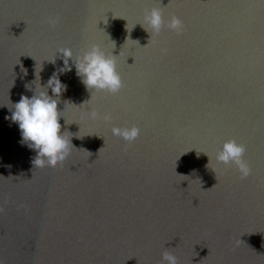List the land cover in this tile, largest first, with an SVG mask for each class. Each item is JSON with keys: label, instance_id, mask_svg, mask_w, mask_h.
Returning <instances> with one entry per match:
<instances>
[{"label": "water", "instance_id": "1", "mask_svg": "<svg viewBox=\"0 0 264 264\" xmlns=\"http://www.w3.org/2000/svg\"><path fill=\"white\" fill-rule=\"evenodd\" d=\"M92 45L117 56L115 95L77 75ZM53 76L74 147L40 167L6 117ZM133 125V142L112 134ZM232 139L244 179L216 159ZM0 209V264H161L165 250L178 264H264V0H0Z\"/></svg>", "mask_w": 264, "mask_h": 264}, {"label": "clouds", "instance_id": "2", "mask_svg": "<svg viewBox=\"0 0 264 264\" xmlns=\"http://www.w3.org/2000/svg\"><path fill=\"white\" fill-rule=\"evenodd\" d=\"M144 21L148 28L159 33L164 26L161 9L157 7H152L150 10L145 9ZM58 22V18H49L50 24ZM168 27L179 35L183 29V21L179 17L173 16L168 21ZM148 28L145 29L148 31ZM163 51L166 54L167 50L164 49ZM59 52L63 54L65 69L70 71L69 60L73 59L72 50L61 48ZM115 57L117 56L103 51L100 46L92 45L82 56L75 59L77 75L82 78V82L88 89L107 91L115 95L124 86L122 77L117 70ZM65 69H61V71ZM22 70L27 74L26 69L22 68ZM37 80H39V73L36 72ZM27 87L29 86L26 85ZM47 88H51L56 96H60L66 90V86L56 76H53L48 81L47 87L42 88L39 85V89L42 90L36 91L31 98L22 95L19 102L14 105L15 111L6 118L18 123L22 134L21 143H27L29 148L37 151V157L34 160L36 166L56 167L69 155V145L74 146L71 144V140L66 139L67 132L61 134L60 119L62 115L58 110L59 102L47 94ZM89 114L94 119L99 115L96 110H92ZM103 119L106 122L111 121L112 116L110 113H106ZM112 134L123 138L125 141L133 142L139 137L140 129L135 125L130 128L114 126L112 127ZM245 152L246 146L232 139L223 143L216 159L224 165L234 164L241 173V179H244L251 174V168L243 158ZM164 262L178 264V258L172 251L165 250L162 254L161 264Z\"/></svg>", "mask_w": 264, "mask_h": 264}]
</instances>
